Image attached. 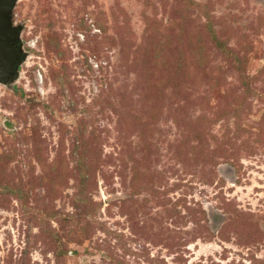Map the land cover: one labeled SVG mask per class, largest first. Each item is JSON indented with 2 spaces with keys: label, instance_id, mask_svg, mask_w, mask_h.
Segmentation results:
<instances>
[{
  "label": "rangeland",
  "instance_id": "obj_1",
  "mask_svg": "<svg viewBox=\"0 0 264 264\" xmlns=\"http://www.w3.org/2000/svg\"><path fill=\"white\" fill-rule=\"evenodd\" d=\"M0 79V264H264V0H17Z\"/></svg>",
  "mask_w": 264,
  "mask_h": 264
},
{
  "label": "water",
  "instance_id": "obj_2",
  "mask_svg": "<svg viewBox=\"0 0 264 264\" xmlns=\"http://www.w3.org/2000/svg\"><path fill=\"white\" fill-rule=\"evenodd\" d=\"M17 0H0V79L13 73L24 57L19 43L20 27L12 25L11 12Z\"/></svg>",
  "mask_w": 264,
  "mask_h": 264
}]
</instances>
